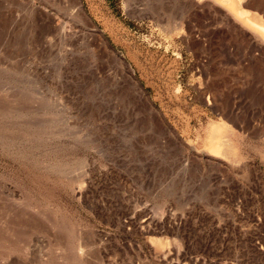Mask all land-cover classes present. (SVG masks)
<instances>
[{
    "label": "rangeland",
    "instance_id": "rangeland-1",
    "mask_svg": "<svg viewBox=\"0 0 264 264\" xmlns=\"http://www.w3.org/2000/svg\"><path fill=\"white\" fill-rule=\"evenodd\" d=\"M232 1L0 0V264H264V0Z\"/></svg>",
    "mask_w": 264,
    "mask_h": 264
},
{
    "label": "bare ground",
    "instance_id": "bare-ground-1",
    "mask_svg": "<svg viewBox=\"0 0 264 264\" xmlns=\"http://www.w3.org/2000/svg\"><path fill=\"white\" fill-rule=\"evenodd\" d=\"M227 3H229V7L231 9H234V2L232 0H226ZM238 13V11H237ZM246 12L245 11H240L239 14H245ZM255 28L258 30V32L263 36L264 38V23L262 22L261 24H255Z\"/></svg>",
    "mask_w": 264,
    "mask_h": 264
}]
</instances>
